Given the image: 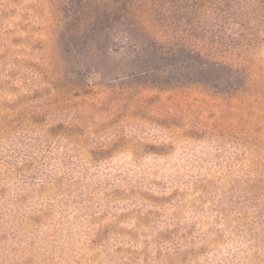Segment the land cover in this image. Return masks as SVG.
<instances>
[{
  "label": "rangeland",
  "instance_id": "rangeland-1",
  "mask_svg": "<svg viewBox=\"0 0 264 264\" xmlns=\"http://www.w3.org/2000/svg\"><path fill=\"white\" fill-rule=\"evenodd\" d=\"M168 1L120 2L164 38ZM197 5L236 93L112 81L70 0H0V264H264V0Z\"/></svg>",
  "mask_w": 264,
  "mask_h": 264
},
{
  "label": "trees",
  "instance_id": "trees-1",
  "mask_svg": "<svg viewBox=\"0 0 264 264\" xmlns=\"http://www.w3.org/2000/svg\"><path fill=\"white\" fill-rule=\"evenodd\" d=\"M120 1L70 0L75 24L70 25L66 42L68 58L80 56L86 48L112 56V81L203 85L228 94L246 86L244 70L217 58L224 38L211 36L207 26L211 15L220 17L222 8H200V0H169L162 21L170 36L159 38L130 17L128 2Z\"/></svg>",
  "mask_w": 264,
  "mask_h": 264
}]
</instances>
